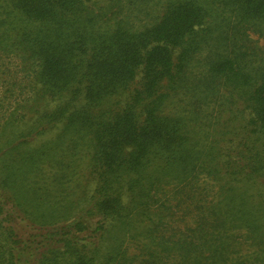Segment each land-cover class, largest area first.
<instances>
[{
    "label": "trees",
    "instance_id": "1",
    "mask_svg": "<svg viewBox=\"0 0 264 264\" xmlns=\"http://www.w3.org/2000/svg\"><path fill=\"white\" fill-rule=\"evenodd\" d=\"M88 1L0 0V134L28 124L0 149V264H264V0H166L139 30Z\"/></svg>",
    "mask_w": 264,
    "mask_h": 264
},
{
    "label": "rangeland",
    "instance_id": "2",
    "mask_svg": "<svg viewBox=\"0 0 264 264\" xmlns=\"http://www.w3.org/2000/svg\"><path fill=\"white\" fill-rule=\"evenodd\" d=\"M166 0H120L118 2H111L109 0H89L85 3L89 7V9L96 15L104 16L102 18L101 23L95 22L96 27H106L109 25L110 27L120 21L123 20L122 23H125L126 26L130 27L133 30H139L143 27H148L155 24L159 17L161 16V11L163 5ZM255 39L256 45L262 48L264 51V39H257V37H253ZM177 53V50L174 51V55ZM141 74H138L137 81L140 79ZM56 104H51L49 107L53 108ZM238 108V107H237ZM236 108V109H237ZM42 109V108H41ZM171 110V108H168ZM243 118L238 119L236 121L237 124H240L245 118L248 117V113H244L242 115ZM245 116V117H244ZM238 117H241L240 114ZM243 119V120H242ZM28 124H19L14 126H8L5 130H3L0 134V149L9 145L11 141L15 139V137L19 136L27 129ZM62 133V125H57L50 131H48L44 136L35 137L28 148L20 149L22 151H28V149H37L46 144L54 143L56 138L60 136ZM68 135L65 137L62 143V147L66 146L67 143H72L68 139ZM78 145L73 150V155L70 158V161L75 160V164L73 167L69 168L68 172L71 173L73 179L72 182H68L67 185L71 189V192L67 194V200H71L74 203H78L79 207L84 206V198L80 195V188L77 187L78 180L85 189V198L89 197L91 194V190L94 186V183L91 182V178L88 177V164H89V146L86 143V140H74ZM11 144V143H10ZM50 145V144H49ZM18 152H13L14 157L17 156ZM15 159V158H14ZM76 178V179H75ZM44 188H40L41 191L51 192L52 187L49 185V181H46L42 186ZM215 188L206 189L209 194H212V191ZM251 193H256V191L251 190ZM79 198V202L78 199ZM79 209V208H77Z\"/></svg>",
    "mask_w": 264,
    "mask_h": 264
}]
</instances>
